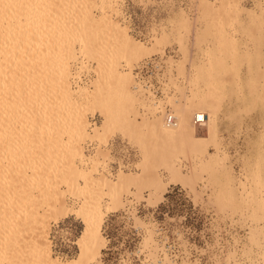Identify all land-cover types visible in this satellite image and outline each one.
Masks as SVG:
<instances>
[{
	"label": "bare ground",
	"instance_id": "6f19581e",
	"mask_svg": "<svg viewBox=\"0 0 264 264\" xmlns=\"http://www.w3.org/2000/svg\"><path fill=\"white\" fill-rule=\"evenodd\" d=\"M96 5L95 0H0V259L7 264H106L101 225L121 193L141 196L146 190L145 199L156 202L170 184L194 190L197 171L183 174L178 156L203 152L214 136L217 88L208 83L197 99L182 92L170 103L166 61L158 56L163 61V67L155 66L162 71L158 95L150 81L135 74L167 38L139 42L110 14L96 18ZM70 41L94 64L90 88L73 90L70 63L76 56ZM213 69L207 64L198 72L210 79ZM143 97L148 109L145 105L141 113ZM94 112L102 122L88 131L86 115ZM116 132L135 143L137 172L119 168L115 180L108 178L101 166L108 153L99 146L86 157L89 167H78L86 139L105 142ZM160 167L168 172L166 181L157 173ZM67 195L79 199L77 207ZM103 195L111 200L108 206L100 204ZM35 200L41 211L34 209ZM256 204L264 208V199ZM68 215L84 227L75 240L77 255L59 260L52 256L49 231L52 222Z\"/></svg>",
	"mask_w": 264,
	"mask_h": 264
},
{
	"label": "rangeland",
	"instance_id": "374dc122",
	"mask_svg": "<svg viewBox=\"0 0 264 264\" xmlns=\"http://www.w3.org/2000/svg\"><path fill=\"white\" fill-rule=\"evenodd\" d=\"M95 3L92 13L96 18L110 14L120 25L127 26L129 34L139 42L150 44L151 39L161 35L167 38L160 52L150 56H161L166 61L167 89L172 90L168 96L173 97L170 103L181 99L182 92L197 99L208 83L217 88L219 101L214 136L205 150L178 156L183 174L194 169L199 175L194 190L170 184L156 202L145 199L146 190L141 196L121 193L118 207L108 209L103 217L105 246L101 256L111 264H264V208L256 204L264 199V0ZM70 42L76 56L70 63L77 82L73 90L90 88L89 80L95 78L94 64L80 55L77 44ZM207 64L214 68L210 79L198 72ZM73 98L79 100L77 95ZM144 99V107L140 101L137 106L141 113L148 109ZM86 118L88 131L102 122L97 112L88 113ZM197 132L202 134L203 130L199 128ZM86 140L82 144L85 158L81 163L76 160L79 168L89 167L86 157H93L99 146L108 153L101 165L112 176L108 178L115 180L119 168L138 171L134 162L140 156L135 143L120 133L111 134L105 142ZM157 173L163 181L169 176L163 167ZM66 198L71 206H78L77 197ZM35 201L34 209L41 211L39 200ZM110 202L108 196H101L102 206ZM57 222L66 227L67 233L58 236L52 256L71 259L77 255L78 247L72 248L67 242L68 232L76 230L79 236L83 222L75 215ZM0 264L7 262L0 259Z\"/></svg>",
	"mask_w": 264,
	"mask_h": 264
},
{
	"label": "built area",
	"instance_id": "2783aa9c",
	"mask_svg": "<svg viewBox=\"0 0 264 264\" xmlns=\"http://www.w3.org/2000/svg\"><path fill=\"white\" fill-rule=\"evenodd\" d=\"M145 63L141 64V66L138 68L139 74H135L137 77H140L142 79L146 78V81H150L152 86V90L157 92L158 95H160V84L161 81L159 80V75L162 73V71L159 68H156L155 66L158 65L159 67H163V61L158 58V56H154L151 59H147L144 61ZM136 70V69H135ZM135 73V71H134ZM137 79V78H136ZM171 89H169V92L171 93ZM171 122V119L169 120ZM197 123L203 122V117H197L196 118ZM66 231V227L62 224H52L51 230H50V239L53 242V249H56V242L58 241V236L61 235V233ZM67 233V232H65ZM69 236L67 239V242L72 246V248H75V240L78 236V232L74 230L73 232H68ZM104 259V257H103ZM106 264H111L110 262L106 261L104 259Z\"/></svg>",
	"mask_w": 264,
	"mask_h": 264
}]
</instances>
